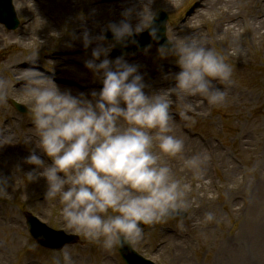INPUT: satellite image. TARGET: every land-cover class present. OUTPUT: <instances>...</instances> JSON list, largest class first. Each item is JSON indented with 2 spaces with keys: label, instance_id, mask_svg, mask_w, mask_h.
<instances>
[{
  "label": "rangeland",
  "instance_id": "obj_1",
  "mask_svg": "<svg viewBox=\"0 0 264 264\" xmlns=\"http://www.w3.org/2000/svg\"><path fill=\"white\" fill-rule=\"evenodd\" d=\"M95 1L109 5L115 2ZM116 1L124 9L141 4L144 8L148 7L153 16L158 9H165L169 13L168 38L183 41L185 35L180 39V33L176 34L182 19L191 16L196 9L200 10L204 2L209 0H167L170 5L162 0ZM214 1V6L206 13L211 14L227 6L225 1ZM240 1L241 4L236 5L235 10L249 14L257 0ZM21 2L25 3L24 0ZM14 4L22 22L20 34L5 33L0 25V31L5 33L0 34V79L9 82L8 91L9 88H15L16 82L11 79L6 68L16 65L12 68L13 72L22 69L23 64H28L27 58L35 53H38L36 65L47 73H58L60 83L64 85L70 83L66 85L76 86L75 83H82L87 86L101 80L85 63L93 59V45L85 48L80 37L83 32L82 20L89 23L84 11L87 4L72 3L70 7L61 4L60 14L56 15L57 22H52V29H46L43 33H39L40 28L32 24L42 10H34L26 3L20 11L17 0H14ZM207 8L209 9L208 6ZM26 14L33 19L25 25ZM76 19H81V22L76 23ZM139 19L140 17L137 22ZM195 20L200 29L199 19ZM203 21L208 26L202 29L203 41H206L205 44L215 43L216 51L224 55L232 66V83L225 102L220 106L208 104L199 95L169 97L170 111L173 114L170 123L188 141L184 142L183 151L176 156L160 152L155 144L153 151L159 154L161 163H166L171 168L174 178L181 182L189 218L182 222L164 220L144 228L143 237L135 247L145 257L159 264H228L229 260L231 264H264V104L261 105L259 97L264 90V38L255 42L249 38L246 42H238L235 47L223 33H216L211 22L206 19ZM110 23L103 22L100 25L103 29L100 30L94 24H89L93 28V34L98 37L110 29ZM49 33L51 38L47 37ZM32 38L37 41L33 42ZM12 42L17 45L11 47ZM102 43L105 47L110 44L107 40ZM158 49L153 45L142 54L124 56L129 63L138 66L147 85V94L174 86L175 81L171 76L180 71L175 63L176 58H162ZM240 50L245 52L241 55ZM232 51H236V55L231 54ZM110 53L111 51L108 58L115 60L110 58ZM104 58L102 55L100 60ZM100 60L96 62L99 63ZM67 67L77 70L80 75L64 74V68L67 71ZM92 90L99 91L100 88L95 83L93 87L80 91L91 98ZM10 100H18L27 106L21 90L8 96L6 103H0V132L1 125H5L6 129L13 130L18 135L30 133L29 129L26 130L28 126L32 127L30 114L18 112ZM188 104L194 109L190 113L194 117L192 122L181 119L178 114ZM209 107L213 108L212 113L209 112ZM184 124L188 126L186 131L182 128ZM192 131L196 134H191ZM200 144L203 146L201 156L206 157L203 168L212 185L196 188L194 183L198 174L187 168L184 161L198 154ZM27 147L33 149L35 143ZM13 152L0 148V179L7 180V193L0 196V264H23L24 259H29L33 264H52L53 256L60 255V250L44 249L29 237L24 227V213L31 210L42 221L65 229L60 214L61 205L58 200L45 199L46 185L41 179L30 181L27 175L36 166L27 163L17 152L14 157ZM12 157L14 159L10 160ZM212 157L218 167L217 178L210 167ZM179 161L182 162V171H185L182 175H179ZM208 213H212L211 220L207 218ZM18 220L22 221V226L18 224ZM79 236V243L67 246L74 264H125L116 248L105 250L100 244L83 235ZM13 237L15 242L11 241Z\"/></svg>",
  "mask_w": 264,
  "mask_h": 264
},
{
  "label": "clouds",
  "instance_id": "obj_2",
  "mask_svg": "<svg viewBox=\"0 0 264 264\" xmlns=\"http://www.w3.org/2000/svg\"><path fill=\"white\" fill-rule=\"evenodd\" d=\"M132 13L133 9H126L122 13L125 19L108 25L117 42L146 29L153 39H160L148 7L138 14L135 26L131 23ZM93 39L85 30L84 47H89ZM95 39L104 41L107 37L101 34ZM114 46L98 45L92 51L93 59L85 61L103 85L99 91L92 90L91 98L83 92L73 95L70 90H61L55 79L38 67H27L16 76L18 82H23L21 91L36 137L24 140L35 143L26 157L27 163L36 166L27 174L29 180L46 179L45 199L58 200L66 234L83 235L105 250L135 247L143 237L142 225L163 222L169 215L185 210L181 182L153 151L155 144L160 152L176 156L184 148V141L170 134L173 114L169 97L199 95L208 104L220 106L227 98L233 76L225 56L206 46L202 38H168L160 45L159 55L174 56L180 71L171 76L174 86L147 94L137 65L123 56L108 58ZM102 55L105 58L100 60ZM27 62L36 65L38 53L28 57ZM8 87L9 82L0 79V103L7 102ZM193 111L188 104L178 114L192 122ZM5 143H13L12 138H0V145ZM205 160L197 154L185 159L184 164L199 174ZM6 186L7 180L0 179V196L7 193ZM207 218L211 220L212 213ZM52 264H74L67 246L60 255L53 256Z\"/></svg>",
  "mask_w": 264,
  "mask_h": 264
},
{
  "label": "bare ground",
  "instance_id": "obj_3",
  "mask_svg": "<svg viewBox=\"0 0 264 264\" xmlns=\"http://www.w3.org/2000/svg\"><path fill=\"white\" fill-rule=\"evenodd\" d=\"M23 0H17V4L20 9H22L24 4H30V7L33 8L34 10H42V13H40L39 17L33 20V26H37L40 28L39 33H43L46 29H52L53 26V18L54 15H59L60 14V5L64 4L65 6L70 7L72 3H77V5H82V4H87L86 7V14L88 21L90 24H94L95 26H100L103 22H111V23H119L121 20L125 19V17L122 15V13L126 9H133L132 17H131V23L136 24L138 23V17L140 13V9H143L144 7L141 4L131 6L129 8L124 9L123 7L120 6L119 2H113L109 4H99V2L95 0H24V2H21ZM226 2L225 7H221L214 13H206L207 11L210 10L212 6H214V0H209L207 3L204 2L199 9H196L195 12L188 17V19L181 25V28L179 32L176 34L180 33V39L184 36H198L202 38L203 33L202 30L197 27V22L196 18L199 19V21H202L204 19L208 20V22H211L214 25L216 33H223L224 37H228V39L231 41L232 45H235V47L238 46V42H246L249 40V38H252L253 42L255 40L260 41L262 38H264V0H257L256 3L253 5V10L249 14H245L239 10L236 11V5L239 6L240 2L239 0H222ZM21 3V4H20ZM122 5H125L124 3H121ZM209 7V9L207 8ZM204 8V9H203ZM53 22V23H52ZM76 23H80L81 19H76ZM88 22H84L82 20V27H83V32L80 34V37L83 41V33L85 30L89 31L91 37H93V42L91 43L93 45V49L96 48L98 45H103L105 47V44L102 43V41H99L95 39V36L93 34V28ZM80 29V28H79ZM78 30V29H77ZM47 37L51 38V34L49 33ZM203 39V38H202ZM33 42H36V38H32ZM44 43V42H41ZM237 51V50H236ZM236 51H232L231 54L236 55ZM241 55L245 52L243 50H240ZM30 64L29 62H27ZM16 65L12 66V68H15ZM37 65H23L22 69H18V71L13 72V69L10 67H7L6 70L10 72L11 74V79L15 82H17V86L15 85V88H9L8 91V96L12 95L13 93L17 92L18 90H21V85L22 81L18 82L16 80V76L18 73H20L22 70H24L27 67H34ZM74 69V68H72ZM65 73H70L72 75H80V73L77 70H71L70 68L67 67V71L64 68ZM47 75L52 76L56 83L60 86L61 90H70L73 95H78L81 93L80 90H78V87L76 86H71V85H64L61 82V77L58 73H46ZM100 81L99 86L102 85V81ZM219 87H223V85H218ZM230 85L227 87V94L229 92ZM260 97V103L261 105L264 104V90L259 94ZM259 105V104H258ZM172 125V132L170 134L175 135L176 137L188 141V139L183 136L180 132H178L175 128V125ZM27 128L26 130H28ZM25 136V137H24ZM31 136L33 139L36 137L34 136V130H30V133H23L22 134H17L13 132V130L6 129L2 130L0 132V138L4 137H10L12 138L13 143H5L3 145H0V148L3 147L7 150L14 151L13 155L14 157L17 156L15 152L21 154L23 156V160H26V157H28L27 154V149L25 150L28 145L33 144L31 143H25L24 140ZM24 137V138H23ZM19 147V148H17ZM203 146L200 144L198 146L197 153L199 155L202 154L203 151ZM38 154L43 156V153L40 152V150L37 151ZM25 155V156H24ZM14 158H10V160H13ZM182 162L179 161V175H182L185 173V171H182ZM204 163L202 165V168L197 176V181L196 183V188L204 187L205 185H212V181L210 178H208V175L205 171ZM40 179L43 181V184L46 185V179L43 177H40ZM47 186V185H46ZM260 189V188H259ZM261 190V189H260ZM199 194V193H198ZM197 194V195H198ZM12 242H15V237L11 238ZM179 248V246H178ZM230 263V260L228 261V264ZM23 264H30L28 263V259H24ZM231 264V263H230Z\"/></svg>",
  "mask_w": 264,
  "mask_h": 264
},
{
  "label": "water",
  "instance_id": "obj_4",
  "mask_svg": "<svg viewBox=\"0 0 264 264\" xmlns=\"http://www.w3.org/2000/svg\"><path fill=\"white\" fill-rule=\"evenodd\" d=\"M72 239V238H71ZM58 247H60V246H58Z\"/></svg>",
  "mask_w": 264,
  "mask_h": 264
}]
</instances>
